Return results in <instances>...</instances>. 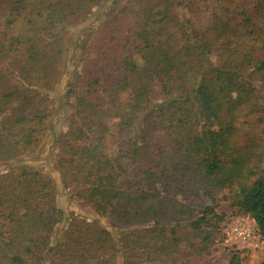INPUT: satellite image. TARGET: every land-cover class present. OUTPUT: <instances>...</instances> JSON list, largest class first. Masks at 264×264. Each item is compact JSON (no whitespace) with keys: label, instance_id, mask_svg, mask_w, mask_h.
Here are the masks:
<instances>
[{"label":"trees","instance_id":"obj_1","mask_svg":"<svg viewBox=\"0 0 264 264\" xmlns=\"http://www.w3.org/2000/svg\"><path fill=\"white\" fill-rule=\"evenodd\" d=\"M105 1L0 0V264H213L202 257L239 214L264 238V0H183L182 18L172 0H126L87 35L53 146L69 198L94 217H73L48 255L65 214L24 158L49 130L59 29ZM216 192L232 217L207 201Z\"/></svg>","mask_w":264,"mask_h":264},{"label":"rangeland","instance_id":"obj_2","mask_svg":"<svg viewBox=\"0 0 264 264\" xmlns=\"http://www.w3.org/2000/svg\"><path fill=\"white\" fill-rule=\"evenodd\" d=\"M125 1L126 0H106L100 6L93 9L88 15L80 18L77 22L65 26L66 28L59 29L60 32H63L62 35L64 37L65 52L64 60L60 68V74L56 78L57 84L54 90L49 91V95L53 102V112L49 119V130L44 136L42 146L35 155L24 158L27 165L41 170L54 180L57 204L62 208L65 214L64 219L55 226L54 231L51 234V249L48 251V255L51 253L52 248L60 242L68 222L71 221L73 217L81 215L87 218L94 217L92 216L93 213L91 211L69 198L67 190L63 185L62 176L56 165L53 146L56 141H63L65 138V132L68 126V121L66 119L67 96L65 92L69 83L72 82L78 68L82 45L86 42L85 40L89 32L104 19L106 13L110 9L120 6L121 3H124ZM172 1L174 2L173 7L175 12H177L181 18L190 15L184 5H182L183 0ZM195 23L197 25H204L205 21L201 17L196 16ZM108 125L110 131L115 133L118 127V120L110 119ZM106 145L109 158H111L116 153L117 149L114 137L108 136L106 138ZM107 165L110 166L111 163L108 162ZM247 187V185H244L242 190L244 191ZM183 194L186 198L189 197L188 193L184 192ZM223 197L224 192H216L215 197L207 199V201L214 204L219 213H224L226 218H230L234 214V209L229 206V201L225 200ZM188 201L194 202V200ZM100 223L112 231L115 230L104 220H100ZM184 249L188 250L189 248L185 246ZM231 250L232 247L224 241V238L222 239L218 236L209 249L210 254L207 255V257L202 258L206 261L211 260L213 264H226L232 256ZM240 255L242 257V264H264V248L253 252L243 250L240 252ZM200 257L201 256H198L197 254L191 256L189 260L190 264H200L202 261Z\"/></svg>","mask_w":264,"mask_h":264},{"label":"built area","instance_id":"obj_3","mask_svg":"<svg viewBox=\"0 0 264 264\" xmlns=\"http://www.w3.org/2000/svg\"><path fill=\"white\" fill-rule=\"evenodd\" d=\"M224 241L235 250L257 251L264 248V238L258 233L251 217L239 214L222 224Z\"/></svg>","mask_w":264,"mask_h":264}]
</instances>
